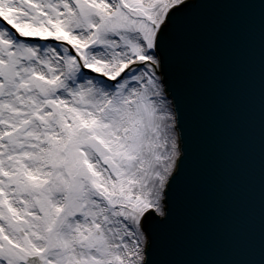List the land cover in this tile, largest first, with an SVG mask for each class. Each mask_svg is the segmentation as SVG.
<instances>
[{
	"label": "snow or ice",
	"instance_id": "snow-or-ice-1",
	"mask_svg": "<svg viewBox=\"0 0 264 264\" xmlns=\"http://www.w3.org/2000/svg\"><path fill=\"white\" fill-rule=\"evenodd\" d=\"M205 2L0 0V264H163L187 159L175 45ZM235 2L264 25V0Z\"/></svg>",
	"mask_w": 264,
	"mask_h": 264
},
{
	"label": "water",
	"instance_id": "water-1",
	"mask_svg": "<svg viewBox=\"0 0 264 264\" xmlns=\"http://www.w3.org/2000/svg\"><path fill=\"white\" fill-rule=\"evenodd\" d=\"M174 55L187 114V159L157 259L163 264H259L264 25L258 6L235 0L196 5Z\"/></svg>",
	"mask_w": 264,
	"mask_h": 264
}]
</instances>
